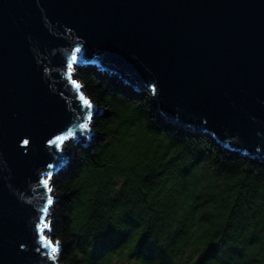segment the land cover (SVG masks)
I'll return each instance as SVG.
<instances>
[{"label": "water", "instance_id": "95a60500", "mask_svg": "<svg viewBox=\"0 0 264 264\" xmlns=\"http://www.w3.org/2000/svg\"><path fill=\"white\" fill-rule=\"evenodd\" d=\"M76 65L147 88L166 120L264 160V0H0V264H60L39 228L71 149L48 140L84 142L100 113L79 99Z\"/></svg>", "mask_w": 264, "mask_h": 264}, {"label": "trees", "instance_id": "16d2710c", "mask_svg": "<svg viewBox=\"0 0 264 264\" xmlns=\"http://www.w3.org/2000/svg\"><path fill=\"white\" fill-rule=\"evenodd\" d=\"M100 113L54 176L60 264H264V160L78 66Z\"/></svg>", "mask_w": 264, "mask_h": 264}, {"label": "snow or ice", "instance_id": "6c2138e0", "mask_svg": "<svg viewBox=\"0 0 264 264\" xmlns=\"http://www.w3.org/2000/svg\"><path fill=\"white\" fill-rule=\"evenodd\" d=\"M75 51L78 53V52L80 51V49L77 48ZM76 61H77V56H76L75 54H73V56L71 57V59H70L69 62H68V69H69V73H70V75H71L72 70H73V65H74V63H75ZM72 83H73V85L77 88V90L79 91V99L82 101L83 105H84L86 108H91V107L93 106V105H92V102L84 96V94H83L82 91H80V89H81V85H80L75 79L72 80ZM92 119H93V117H92L91 115H89V116H88V120L91 121ZM80 127L83 128V129H87V128H88V124H87V123L82 124ZM74 135H75V134L72 133V132H68L67 136H64V135H58V136H56L54 139H51V138H50V139L48 140V144H49L50 146H55V147H57V148L59 149V151L62 152V151L64 150L63 147H62L63 142H65L69 137H73ZM28 143H29L28 140H25V141H24V144H25V145H27ZM54 166H55V165H51V164H50L48 167H54ZM49 175H51V174H49ZM42 183H43V185H44L46 188H48V190H49V192H50V191H51V188L49 187V180H48V179H44V180L42 181ZM47 202H48L49 205H51V204L53 203V199H52L51 196H49ZM43 212H44L45 214H47V212H48V208H44V209H43ZM48 227H49V225H48L47 223H45V224L43 225V227H40V228H39V230H40L41 232H43L44 229H46V228H48ZM41 240H42V243L44 244L45 247L51 248V252L48 254V255H49V258L52 259V260H55V259L57 258V253L60 251V248H59V244H58V242H53L52 240L48 239L47 237H45V236H43V235H41Z\"/></svg>", "mask_w": 264, "mask_h": 264}, {"label": "rangeland", "instance_id": "374dc122", "mask_svg": "<svg viewBox=\"0 0 264 264\" xmlns=\"http://www.w3.org/2000/svg\"><path fill=\"white\" fill-rule=\"evenodd\" d=\"M77 69H78V65H76V66L74 67V73H75V74L77 73ZM83 90H84V87H83V85H82L80 91L83 92ZM139 91H140V89H139ZM139 91H138V92H139ZM140 92H141V91H140ZM89 126H90V125H89ZM73 140H75L74 137H69L65 142H63V144H62L63 149H65V148H69V147L71 146V143L74 142ZM80 141H81V140H80ZM53 180H54V176L52 175V176L50 177V183H53ZM54 198H57L56 195H55V193H54ZM55 200L57 201V199H55ZM56 201L54 202V205H55ZM54 205H52V207H51V209H50V216L48 217V225H49V226H51V224H52V222H53V219H54V217H53V212H54L53 209H54ZM46 236L52 238L51 230H50V229H48V230L46 231ZM52 239H53V241H56V240H54V238H52ZM57 261H58V262H57ZM56 262H57V263H60V259L58 260V258H56ZM125 264H126V263H125Z\"/></svg>", "mask_w": 264, "mask_h": 264}, {"label": "bare ground", "instance_id": "6f19581e", "mask_svg": "<svg viewBox=\"0 0 264 264\" xmlns=\"http://www.w3.org/2000/svg\"><path fill=\"white\" fill-rule=\"evenodd\" d=\"M143 89H144V88H143ZM143 89H140V91L142 92ZM136 90H137V89H136ZM137 91H139V89H138ZM140 91H139V92H140ZM55 242H56V241H55ZM58 244H59V247H60V243H59V242H58ZM58 260H59V257H58ZM57 262H58V261H57Z\"/></svg>", "mask_w": 264, "mask_h": 264}, {"label": "built area", "instance_id": "2783aa9c", "mask_svg": "<svg viewBox=\"0 0 264 264\" xmlns=\"http://www.w3.org/2000/svg\"><path fill=\"white\" fill-rule=\"evenodd\" d=\"M71 156H72V152H71Z\"/></svg>", "mask_w": 264, "mask_h": 264}]
</instances>
